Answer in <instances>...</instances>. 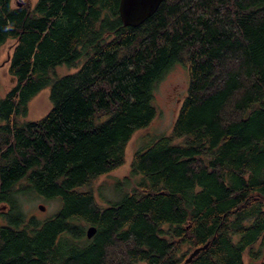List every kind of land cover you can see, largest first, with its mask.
<instances>
[{
    "label": "trees",
    "instance_id": "obj_1",
    "mask_svg": "<svg viewBox=\"0 0 264 264\" xmlns=\"http://www.w3.org/2000/svg\"><path fill=\"white\" fill-rule=\"evenodd\" d=\"M12 2L0 0L15 80L0 99V264H183L206 243L188 264L257 259L264 0H163L136 27L123 24L119 0ZM175 64L188 85L170 131L133 153L129 192L100 205L91 182L124 164ZM46 87L48 112L20 120ZM30 194L57 201L55 213L28 216L20 196Z\"/></svg>",
    "mask_w": 264,
    "mask_h": 264
},
{
    "label": "rangeland",
    "instance_id": "obj_2",
    "mask_svg": "<svg viewBox=\"0 0 264 264\" xmlns=\"http://www.w3.org/2000/svg\"><path fill=\"white\" fill-rule=\"evenodd\" d=\"M23 0H13L15 2ZM32 3L36 0H30ZM12 41L9 40L0 46V99L14 85L15 80L7 73L6 58L10 51ZM68 67L66 65L56 66L53 70V77L75 72L80 66ZM188 77L186 69L180 65L172 66L159 80L154 90V103L157 107L158 114L150 126L144 130L137 131L133 134L131 140L125 148V162L118 169L101 175L91 182V187L96 189V199L100 205H105L107 201L120 199L135 184L139 177L129 175V164L135 151L145 148L152 140L164 133H168L174 122L178 107L186 94ZM50 88L46 87L41 90L28 103V110L25 117L20 120H36L44 116L51 107L49 100ZM22 207L28 216H34L37 220H45L52 216L58 208V202L54 200L46 201L42 197L30 194L28 197L20 196ZM43 205L42 211L38 205ZM4 211L3 209L0 210ZM245 264H264V248L262 254L257 259H251L247 254L244 255Z\"/></svg>",
    "mask_w": 264,
    "mask_h": 264
},
{
    "label": "water",
    "instance_id": "obj_3",
    "mask_svg": "<svg viewBox=\"0 0 264 264\" xmlns=\"http://www.w3.org/2000/svg\"><path fill=\"white\" fill-rule=\"evenodd\" d=\"M163 0H119V16L125 26L136 27L153 15ZM21 5V2H19ZM40 210H44L43 205H38ZM95 227L89 226L86 229L87 238H91L95 233ZM207 243L192 250L186 257L183 264H188L201 251L207 248Z\"/></svg>",
    "mask_w": 264,
    "mask_h": 264
}]
</instances>
